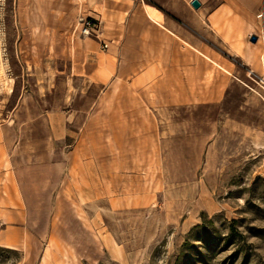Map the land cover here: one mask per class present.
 <instances>
[{
	"label": "rangeland",
	"instance_id": "374dc122",
	"mask_svg": "<svg viewBox=\"0 0 264 264\" xmlns=\"http://www.w3.org/2000/svg\"><path fill=\"white\" fill-rule=\"evenodd\" d=\"M67 4L0 0V264H264L261 43L164 68Z\"/></svg>",
	"mask_w": 264,
	"mask_h": 264
},
{
	"label": "crops",
	"instance_id": "0c3cea01",
	"mask_svg": "<svg viewBox=\"0 0 264 264\" xmlns=\"http://www.w3.org/2000/svg\"><path fill=\"white\" fill-rule=\"evenodd\" d=\"M191 1L164 2V5L177 8L180 18H184L179 21L183 23L172 20L153 0H67V5L74 8L77 15H81L79 19L87 16L96 19L99 22L98 29L103 20L122 24V40L131 29L132 39L136 38L139 43L142 41L144 46L152 48L153 53L158 48L157 53L162 54L164 68L171 61V49H174V46L170 41V35L173 32H177L180 38L196 46H200V40L206 38L204 31L209 32L217 40H223L226 36L229 39L249 41L257 32L255 14L261 0H198L200 3L198 9L190 5ZM225 43L228 50L229 43ZM183 49V46L177 48L179 56L182 55ZM217 51L219 52V49ZM119 68L116 66L117 70ZM153 70L155 69L148 68V72ZM115 81L111 78L107 85L111 86Z\"/></svg>",
	"mask_w": 264,
	"mask_h": 264
},
{
	"label": "built area",
	"instance_id": "2783aa9c",
	"mask_svg": "<svg viewBox=\"0 0 264 264\" xmlns=\"http://www.w3.org/2000/svg\"><path fill=\"white\" fill-rule=\"evenodd\" d=\"M256 29L257 32L254 34L257 37V41H260L264 50V0H261L259 9L255 14ZM78 33L87 38L97 37V24L92 17H81L79 19ZM259 85L264 90V76L259 78Z\"/></svg>",
	"mask_w": 264,
	"mask_h": 264
},
{
	"label": "water",
	"instance_id": "95a60500",
	"mask_svg": "<svg viewBox=\"0 0 264 264\" xmlns=\"http://www.w3.org/2000/svg\"><path fill=\"white\" fill-rule=\"evenodd\" d=\"M190 5L194 8V9H198L200 7V3L198 0H192L190 2ZM250 42L252 43H256L257 42V37L255 35L250 37Z\"/></svg>",
	"mask_w": 264,
	"mask_h": 264
},
{
	"label": "bare ground",
	"instance_id": "6f19581e",
	"mask_svg": "<svg viewBox=\"0 0 264 264\" xmlns=\"http://www.w3.org/2000/svg\"><path fill=\"white\" fill-rule=\"evenodd\" d=\"M260 41H257V43H259ZM260 63H261V68L263 70V75H264V50L263 52L260 54Z\"/></svg>",
	"mask_w": 264,
	"mask_h": 264
}]
</instances>
